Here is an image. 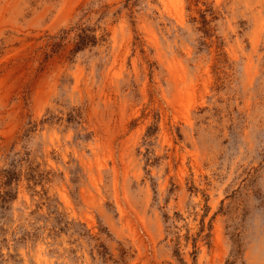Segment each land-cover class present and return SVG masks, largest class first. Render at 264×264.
<instances>
[{
	"label": "rangeland",
	"instance_id": "rangeland-1",
	"mask_svg": "<svg viewBox=\"0 0 264 264\" xmlns=\"http://www.w3.org/2000/svg\"><path fill=\"white\" fill-rule=\"evenodd\" d=\"M0 264H264V0H0Z\"/></svg>",
	"mask_w": 264,
	"mask_h": 264
},
{
	"label": "bare ground",
	"instance_id": "bare-ground-1",
	"mask_svg": "<svg viewBox=\"0 0 264 264\" xmlns=\"http://www.w3.org/2000/svg\"><path fill=\"white\" fill-rule=\"evenodd\" d=\"M49 262V261H48Z\"/></svg>",
	"mask_w": 264,
	"mask_h": 264
}]
</instances>
